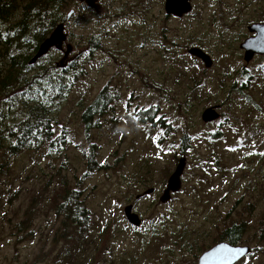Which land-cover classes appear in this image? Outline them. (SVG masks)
I'll list each match as a JSON object with an SVG mask.
<instances>
[{"label":"rangeland","instance_id":"rangeland-1","mask_svg":"<svg viewBox=\"0 0 264 264\" xmlns=\"http://www.w3.org/2000/svg\"><path fill=\"white\" fill-rule=\"evenodd\" d=\"M164 3L99 0L96 11L79 0L66 11H74L62 22L73 47L67 66L83 72L53 104V134L38 150L7 154L8 126L23 112L0 104V169L8 164L0 174V264H90L98 251L92 264H198L231 221L247 228L240 246L253 251L237 264H264V56L247 64L240 49L248 27L264 22V0H193L181 19L167 17ZM92 39L100 49L91 53ZM192 47L212 68L188 54ZM62 57L53 50L28 75ZM105 87L118 99L94 120L89 140L84 110ZM214 106L219 120L203 123ZM146 112L151 120L141 122ZM181 155L182 189L162 204ZM66 190L92 214L83 255L71 260L63 259L64 218L54 209ZM128 205L140 227L126 220Z\"/></svg>","mask_w":264,"mask_h":264},{"label":"trees","instance_id":"trees-1","mask_svg":"<svg viewBox=\"0 0 264 264\" xmlns=\"http://www.w3.org/2000/svg\"><path fill=\"white\" fill-rule=\"evenodd\" d=\"M78 3L79 0H0V104L4 108L14 102V105L23 112V117L19 121H14L8 126L11 142L7 154L10 156L22 150L36 151L48 143L53 134L50 125L53 104L66 99L69 88L82 75L83 69L77 71L73 64L62 70L51 64L43 71L28 75L32 67L36 68L41 61L33 66L29 65L39 45L50 36L57 25L68 21L66 11ZM88 47L92 53L100 49V43L92 39ZM70 71H73L70 78L58 76ZM241 72L244 76L247 75L245 69ZM246 89V84H243L237 92L243 94ZM117 99L110 95L109 88L105 87L95 101L85 108L82 119L89 140L91 130L98 127L94 120L109 114L112 103ZM146 113L148 118L142 117L141 122L151 120L149 112ZM4 117L6 118V115L0 120L3 123ZM3 123H0L1 132L5 130ZM2 138L0 137V142ZM51 145L57 148L60 144L53 142ZM96 154V151L91 149L87 157L90 163L95 162ZM7 166L5 163L1 167L0 174ZM59 197L63 203L60 204L61 201L56 199L54 209L64 218L66 232L62 238L65 239L68 251L63 259L71 260L83 255L91 228L92 214L86 209L84 202L79 201V193L66 190V194ZM237 222L231 221L227 224L220 234L218 243L227 242L239 246L243 242L244 228H247ZM252 254L253 251L248 257ZM99 258L100 251L90 264L97 263Z\"/></svg>","mask_w":264,"mask_h":264},{"label":"water","instance_id":"water-1","mask_svg":"<svg viewBox=\"0 0 264 264\" xmlns=\"http://www.w3.org/2000/svg\"><path fill=\"white\" fill-rule=\"evenodd\" d=\"M85 3L89 8L96 11L101 9L99 0H80ZM193 0H165L164 10L167 17H175L181 19L188 14L192 13ZM74 11L72 10L68 14V18H71ZM248 32L251 36L246 38L241 44L240 49L244 54L245 63L249 64L256 56H264V22L254 23L248 27ZM68 36L65 32V24L60 23L55 27L50 36L44 40L36 52V54L29 61V65L33 66L38 61L49 55L52 50L59 51L63 54V57L59 62L55 63L58 69H65L69 62L70 54L73 51V47L67 43ZM65 45V48H64ZM188 54L202 62L205 69H210L213 66V60L211 57L198 47H192L188 49ZM219 106H214L206 109L201 119L203 123H213L220 118L218 113ZM187 165V159L184 155H181L178 159L174 172L170 175L165 190L159 201L162 204L170 202L173 196L179 193L182 189V178ZM155 193V189L151 188L146 190L141 196H148ZM138 196V199L141 197ZM124 216L128 223L133 227L141 226V218L133 211V206L128 205L124 209ZM252 253V249L248 246H234L227 242H220L204 253H202L198 259V264H237L244 258L248 257Z\"/></svg>","mask_w":264,"mask_h":264}]
</instances>
